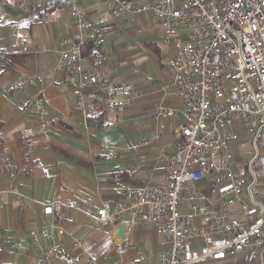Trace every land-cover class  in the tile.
<instances>
[{
  "label": "crops",
  "instance_id": "crops-1",
  "mask_svg": "<svg viewBox=\"0 0 264 264\" xmlns=\"http://www.w3.org/2000/svg\"><path fill=\"white\" fill-rule=\"evenodd\" d=\"M21 2L36 0H0V48L13 51L0 55V189L8 182L17 189L3 194L0 264H38L30 232L42 234L43 206L53 199L63 203L56 209L65 230L59 264H90V256L101 264H163L164 237L152 226L129 229L128 213L115 221L97 217L100 208L113 211L127 201L129 191L159 181L158 154L175 149L183 101L171 87L174 44L161 40L149 12L117 24L107 0H80L79 8L107 29L105 42L94 49L104 60L103 76L117 97L130 100L124 108L104 110L89 92L86 129L70 94L69 73L59 65L74 33L69 4L49 0L27 12ZM127 2L137 6L147 0ZM19 80L27 85L15 91ZM162 108L175 109L178 117L157 116ZM103 142L118 147L119 154L107 152ZM74 241L85 247L80 259L78 250L67 251ZM244 263L240 256L218 262Z\"/></svg>",
  "mask_w": 264,
  "mask_h": 264
},
{
  "label": "built area",
  "instance_id": "built-area-1",
  "mask_svg": "<svg viewBox=\"0 0 264 264\" xmlns=\"http://www.w3.org/2000/svg\"><path fill=\"white\" fill-rule=\"evenodd\" d=\"M48 1L19 7L36 12ZM66 1L74 33L65 41L59 65L69 73L70 94L88 129L89 92L104 110L124 108L130 100L114 94L103 76L102 57L86 64L83 55L86 42L94 49L105 42L107 29L79 8L80 0ZM107 2L117 24L149 12L162 30L161 40L174 44L168 67L171 87L183 101V120L176 122L174 151L158 154L161 179L129 191V199L113 211L100 208L98 220L115 221L128 213L129 229L152 226L164 237L163 264H218L239 256L244 264H264V0ZM12 53L0 48V55ZM26 85L19 80L13 89ZM156 115L178 117L175 109L165 108ZM241 133L253 152L244 160L237 153ZM103 147L119 154L116 146L103 142ZM16 190L13 182L0 189V211L3 194ZM62 205L58 199L44 204L43 232H30L38 264H59L66 251L65 230L56 219ZM74 250L76 259L86 252L80 241L67 251ZM89 261L101 264L92 256Z\"/></svg>",
  "mask_w": 264,
  "mask_h": 264
},
{
  "label": "rangeland",
  "instance_id": "rangeland-1",
  "mask_svg": "<svg viewBox=\"0 0 264 264\" xmlns=\"http://www.w3.org/2000/svg\"><path fill=\"white\" fill-rule=\"evenodd\" d=\"M241 143L243 144L240 151H238L237 153L241 155L242 159H247L248 157H250L252 155V149L250 146V143L247 142V134L246 133H241Z\"/></svg>",
  "mask_w": 264,
  "mask_h": 264
},
{
  "label": "trees",
  "instance_id": "trees-1",
  "mask_svg": "<svg viewBox=\"0 0 264 264\" xmlns=\"http://www.w3.org/2000/svg\"><path fill=\"white\" fill-rule=\"evenodd\" d=\"M83 55L85 57H89L91 60H94L97 57L96 52L94 51V47L92 46L90 42H86L83 45ZM1 145H2V139L0 138V148H1ZM0 154H1V150H0ZM25 157H27L26 153H25Z\"/></svg>",
  "mask_w": 264,
  "mask_h": 264
},
{
  "label": "water",
  "instance_id": "water-1",
  "mask_svg": "<svg viewBox=\"0 0 264 264\" xmlns=\"http://www.w3.org/2000/svg\"><path fill=\"white\" fill-rule=\"evenodd\" d=\"M126 230L125 226L124 225H121L120 228H119V234L120 235H123L124 231Z\"/></svg>",
  "mask_w": 264,
  "mask_h": 264
}]
</instances>
